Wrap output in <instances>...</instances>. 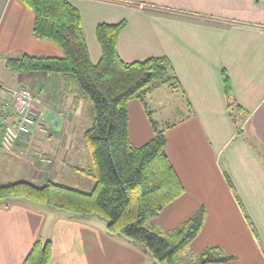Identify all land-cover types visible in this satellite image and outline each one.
Instances as JSON below:
<instances>
[{"label": "crops", "instance_id": "obj_1", "mask_svg": "<svg viewBox=\"0 0 264 264\" xmlns=\"http://www.w3.org/2000/svg\"><path fill=\"white\" fill-rule=\"evenodd\" d=\"M69 2L81 15L93 63H98L102 54L97 26L124 20L126 27L118 43L121 58L136 62L167 57L187 99V117L165 130L167 153L185 194L152 219L149 226L170 232L205 207L202 230L190 247L193 253L219 247L233 257L223 264H264V2ZM34 23L33 11L21 0H0V84L10 87L6 90L1 84L0 112L10 101L12 89L29 85L47 109L34 133L21 136L8 155L0 154V183L63 184L62 179L67 178L74 185L68 186L76 188L81 182L83 186L78 189L87 191L89 180L90 189L95 181L86 179L79 167L91 168L92 161L88 162L84 153L89 149L85 141L71 135V121L79 115V89L70 88L71 82L59 75L22 72L12 76L6 66L9 58L23 55L63 57V51L54 43L34 38ZM223 71L232 82V100L245 114L239 139L235 138L237 125L229 116ZM128 116L131 143L141 147L151 141L154 129L143 103L131 101ZM11 120L12 115H5V122ZM41 126L48 128L54 138L41 141L37 136ZM1 136L0 149L4 151ZM20 146V155L28 156V162L15 158ZM31 151L50 156L53 167L29 159ZM70 158L76 162L72 167L67 163ZM85 159L87 162L82 164ZM3 169L5 174H1ZM74 170L81 172L78 181L70 174L76 173ZM38 241L52 244L49 264H154L149 255L125 238L108 235L106 222L98 217L72 218L46 205L22 199L0 200V264H23Z\"/></svg>", "mask_w": 264, "mask_h": 264}, {"label": "trees", "instance_id": "obj_2", "mask_svg": "<svg viewBox=\"0 0 264 264\" xmlns=\"http://www.w3.org/2000/svg\"><path fill=\"white\" fill-rule=\"evenodd\" d=\"M21 1L34 13V38L54 43L64 55H23L9 58L6 66L14 73H46L65 77L69 82L74 80L90 100L94 121L84 139L92 166L81 171L95 184L91 191H84L54 182L42 187L27 181L0 183V200L22 199L72 218L98 217L106 222L108 235L125 238L149 255L154 264H223L233 260L219 247H209L200 254L190 250L202 230L205 207L170 232L163 233L148 224L181 198L185 187L167 153L166 128L161 130L151 121L153 139L141 147L131 143L128 105L139 100L148 110L146 98L161 86L183 91L170 60L151 57L125 62L118 48L126 27L123 20L97 26L96 38L102 54L99 62L93 63L81 15L69 0ZM223 84L231 108L233 87L225 71ZM235 106L240 110L236 103ZM51 257V242L38 241L23 264H49Z\"/></svg>", "mask_w": 264, "mask_h": 264}, {"label": "rangeland", "instance_id": "obj_3", "mask_svg": "<svg viewBox=\"0 0 264 264\" xmlns=\"http://www.w3.org/2000/svg\"><path fill=\"white\" fill-rule=\"evenodd\" d=\"M84 33H85V31H84ZM85 36H86V34H85ZM1 69L6 70L7 67H2ZM8 71H9V73L12 76H15L14 72H12L11 70H8ZM2 76L4 77L3 74H2ZM1 84L4 85V82L1 83ZM4 86L7 87L6 85H4ZM22 87H26V86H22ZM30 87H31L30 85H29V87L27 86V88H30ZM69 87L72 88V89H79V87L77 86V84H76V82L74 80L70 83ZM8 88H10V87H7L6 90H8ZM33 94H34V96H36L34 90H33ZM76 95L78 97L81 96V97H79V101H80L79 115L75 119H73V121H71V125H73L74 128H73L72 134L71 133L70 134L73 135L74 136L73 139H75L77 141H85L84 133H85V131L88 128H90L92 126L93 121H94V115H93V111H92L93 108H92V104H91L90 100L83 94L82 90L79 89L78 93ZM136 101H139V100H136ZM146 103H147L148 110H149L148 111V110L145 109V114H146L148 122L151 125H152L151 121L152 122L153 121L156 122L161 130L167 128L168 125L172 126L173 124H177L180 120H184L187 117L188 110H189L188 109L187 99L182 95L181 92L174 91L169 86H161V87L157 88L156 90L152 91L148 95V97L146 98ZM231 103H233V106L229 110L230 118L233 121H236V120L239 121V120L244 119V115L245 114L242 113V114H244V115H242L239 112V110L236 108L235 103H234L233 100H231ZM45 111H47V109ZM147 111L150 113V118L151 119H149V115H148ZM238 124H236L237 128H238V132H237L236 137H235L236 139L240 138L239 133L243 129V126H244L245 123L242 124V121H241ZM41 127H43V126H41ZM46 129H48V128H46ZM34 131H33V133H34ZM37 131L39 132V134H37V136H38V138H40L41 141L45 142V141H48L49 138H54V134L52 132H50L49 129H48L47 133H44V131L41 128H38ZM14 148L11 151H6L7 153L5 152V150L3 151V150L0 149V154L8 155L12 151H14ZM22 149H23L22 146L17 148V151H18L19 154L18 155H14V156H15V158H17V159H19L21 161L28 162V159H27L28 156L22 158V156L20 155V153L23 151ZM80 149L83 150V148H80ZM36 153H37V155L35 156ZM36 153H34V151H31L30 154H29V159H31L32 161H35V159L41 160L42 158H47V159L50 160V162H44L43 164L45 166H47V168L48 167H53V160H52V158L50 156L44 155L42 152H36ZM84 153H87L88 162L91 163L92 160H91V158L89 156L90 151L87 152V150H86ZM0 159H1V157H0ZM87 159H85V161H83L82 164L84 162H87ZM36 162H34V163H36ZM69 162H70L69 165L71 167L76 164V162H74L71 158L69 159V161L67 163H69ZM43 167L44 166L42 165L40 168H43ZM87 168L88 167H86V166L79 167V169H81V170H85ZM24 169H26V168H23V173L25 174V170ZM5 170L6 169H3L2 170L3 172L1 174H5ZM40 170H42V169H40ZM75 172L76 173L71 172L70 174L74 175V177L78 181V179L80 178L79 174L81 172L80 173L77 172V171H75ZM85 177H87L86 179H91L88 176H85ZM48 178L50 179V177H48ZM228 178H229V183L231 184V182H230L231 179H230V177H228ZM62 180L63 181H61V182L63 184H67V185L71 184V186H74L70 179L65 178V179H62ZM33 184H35L36 186H39V187H42V186L45 185V184L40 183V182L33 183ZM76 186H79V187H76V188H82L83 185H81V182H78V185H76ZM90 186H91V182L89 180V186L86 189L87 191H91L92 190V189H90ZM233 190L235 191L234 187H233ZM235 196L238 198L239 202L241 203V199H240V197H239L237 192H235ZM243 209H244V212H245L246 216H248L249 214L246 211V208L243 207ZM249 224H250L251 230L253 232H256V234H257L256 228L253 225V223L249 222ZM261 244L264 247V244H263L262 240H261Z\"/></svg>", "mask_w": 264, "mask_h": 264}, {"label": "built area", "instance_id": "obj_4", "mask_svg": "<svg viewBox=\"0 0 264 264\" xmlns=\"http://www.w3.org/2000/svg\"><path fill=\"white\" fill-rule=\"evenodd\" d=\"M0 87L2 85L0 84ZM10 114L13 120L5 122V115ZM45 116V106L41 99L33 94L30 88L19 87L11 90V99L6 101L0 112V126L2 127L1 146L5 151H11L21 136L30 135L38 127V122ZM44 133L48 129L40 127ZM41 159V158H40ZM43 162H50L47 158Z\"/></svg>", "mask_w": 264, "mask_h": 264}]
</instances>
